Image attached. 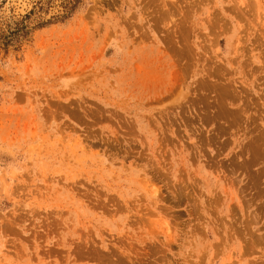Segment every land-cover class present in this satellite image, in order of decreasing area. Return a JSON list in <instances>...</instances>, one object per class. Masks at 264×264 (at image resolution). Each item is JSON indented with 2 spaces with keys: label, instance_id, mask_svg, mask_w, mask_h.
<instances>
[{
  "label": "rangeland",
  "instance_id": "1",
  "mask_svg": "<svg viewBox=\"0 0 264 264\" xmlns=\"http://www.w3.org/2000/svg\"><path fill=\"white\" fill-rule=\"evenodd\" d=\"M0 0V264H264V0Z\"/></svg>",
  "mask_w": 264,
  "mask_h": 264
},
{
  "label": "bare ground",
  "instance_id": "2",
  "mask_svg": "<svg viewBox=\"0 0 264 264\" xmlns=\"http://www.w3.org/2000/svg\"><path fill=\"white\" fill-rule=\"evenodd\" d=\"M18 1V4H20V5H23L25 2H24V0H17Z\"/></svg>",
  "mask_w": 264,
  "mask_h": 264
}]
</instances>
